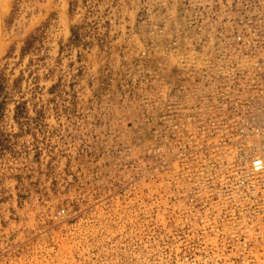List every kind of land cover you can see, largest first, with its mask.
Listing matches in <instances>:
<instances>
[{"label":"rangeland","instance_id":"374dc122","mask_svg":"<svg viewBox=\"0 0 264 264\" xmlns=\"http://www.w3.org/2000/svg\"><path fill=\"white\" fill-rule=\"evenodd\" d=\"M255 64L264 0H0V264H264V198L182 122Z\"/></svg>","mask_w":264,"mask_h":264},{"label":"built area","instance_id":"2783aa9c","mask_svg":"<svg viewBox=\"0 0 264 264\" xmlns=\"http://www.w3.org/2000/svg\"><path fill=\"white\" fill-rule=\"evenodd\" d=\"M261 65L255 64L231 79L226 73L223 84L213 89L208 85L198 87V93H190L189 114L182 121L194 127L193 132L197 126H203L204 134L209 133L207 139L215 138L219 157L229 159L222 160L229 175L227 182L252 201L264 198V70Z\"/></svg>","mask_w":264,"mask_h":264},{"label":"trees","instance_id":"16d2710c","mask_svg":"<svg viewBox=\"0 0 264 264\" xmlns=\"http://www.w3.org/2000/svg\"><path fill=\"white\" fill-rule=\"evenodd\" d=\"M4 81L3 79L0 77V108L2 106V100H1V97H2V94L4 92Z\"/></svg>","mask_w":264,"mask_h":264}]
</instances>
